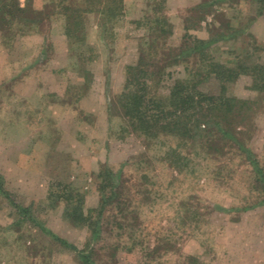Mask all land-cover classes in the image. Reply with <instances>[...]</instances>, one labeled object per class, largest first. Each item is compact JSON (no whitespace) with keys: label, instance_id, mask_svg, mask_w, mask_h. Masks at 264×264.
Returning a JSON list of instances; mask_svg holds the SVG:
<instances>
[{"label":"rangeland","instance_id":"1","mask_svg":"<svg viewBox=\"0 0 264 264\" xmlns=\"http://www.w3.org/2000/svg\"><path fill=\"white\" fill-rule=\"evenodd\" d=\"M30 1L37 29L24 20L0 30V174L37 224L0 194V264H82L37 225L86 249L88 229L64 217L62 195L77 193L82 212L98 206L103 166L119 186L91 244L95 264H264V190L249 162L264 169V80L252 77L264 64L259 2L122 0L116 19L83 10L82 30L68 38L64 6L84 9L85 0ZM163 22L171 30L157 43ZM192 38L214 40L171 63ZM140 56L148 97L166 106L178 79L254 101L240 132L147 138L132 130L117 100ZM218 65L231 76L222 85Z\"/></svg>","mask_w":264,"mask_h":264},{"label":"trees","instance_id":"2","mask_svg":"<svg viewBox=\"0 0 264 264\" xmlns=\"http://www.w3.org/2000/svg\"><path fill=\"white\" fill-rule=\"evenodd\" d=\"M222 1L226 0H207L204 7L207 8ZM257 1L260 6L256 14H259L264 9V0ZM30 2V0H24V5L21 6L18 0H0V30H7L3 28L4 25H8L9 27V24L11 25L14 21L22 22L24 20L27 21V24L37 29L42 18L34 11H27L26 8ZM85 2L86 7L84 9L64 6V12L67 13L64 29L66 37L69 38L72 35L79 34L80 29L82 30L81 16L83 10L105 12L109 19H116L117 15L122 12V0H85ZM214 12H217V9L210 14H216ZM29 15L32 18L29 19ZM252 19L254 17H251L250 20ZM163 24L159 29L154 30V33H158V35L152 36L156 37V42L164 37L168 30L170 33V25L164 22ZM166 25L169 27L166 28ZM185 35L187 36V34ZM192 39V42H184V46L182 45L178 49L179 51L175 53V57L171 63L179 62L180 59L190 57L196 53L202 54V50L207 48L214 40ZM152 43L153 41L151 42L150 40L147 44L148 47H151ZM179 55L180 57L176 58ZM144 64L143 57L140 56L136 65L127 66L128 75L126 83L123 92L117 100L132 130L139 132L147 138L157 137L161 133L193 138L197 134L214 132L221 139H226L228 137L227 134L240 132L237 131L236 126L243 124L248 118L254 101L226 95L224 86L216 96L207 95L198 89L197 84L193 80L190 82L189 79H178L170 86L166 106L164 103L162 104L161 100L148 97V75L147 69L143 66ZM208 66H211L212 69L214 64L208 63ZM215 69L218 71L217 76L220 77L221 85L223 81L225 82L230 79V74L225 73L228 71L227 68L218 65ZM220 71L224 73L221 74ZM252 72V77L255 81L264 80V64L254 66ZM122 130L125 131L124 128ZM249 162L252 165L256 183L264 190V169L255 159H251ZM3 178L0 174V194L17 210L18 215H20L19 218L32 221L36 225L35 218L31 215L30 206L22 205L13 200L12 193L4 186ZM97 178L99 179L98 191L100 192V197L99 204L95 208H89L86 212H82L80 198H76L77 193L74 194V191H71L69 188H64L62 195L66 202L63 212L64 217L78 225L83 224L88 229L86 249L80 250L67 240L50 232L44 226L37 225L42 232L49 233L59 244L74 250L82 264H95L90 257L91 244L95 243L100 237L104 209L113 201V197H116V188L119 186L117 181L118 175L113 173L107 166H103L99 170Z\"/></svg>","mask_w":264,"mask_h":264}]
</instances>
